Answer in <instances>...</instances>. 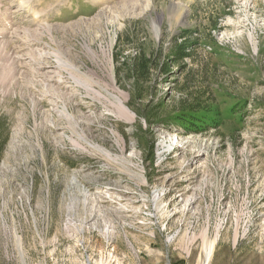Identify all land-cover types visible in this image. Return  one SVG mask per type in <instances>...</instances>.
<instances>
[{"label": "rangeland", "instance_id": "1", "mask_svg": "<svg viewBox=\"0 0 264 264\" xmlns=\"http://www.w3.org/2000/svg\"><path fill=\"white\" fill-rule=\"evenodd\" d=\"M210 247L264 264V0H0V264Z\"/></svg>", "mask_w": 264, "mask_h": 264}, {"label": "trees", "instance_id": "2", "mask_svg": "<svg viewBox=\"0 0 264 264\" xmlns=\"http://www.w3.org/2000/svg\"><path fill=\"white\" fill-rule=\"evenodd\" d=\"M178 39L183 40V41L179 45L176 44V41L174 43L177 49L175 53L177 61L182 60L185 57H189L193 50L192 46H195V44L193 43L190 45V41L186 35H183L182 37H179ZM124 53H125L124 51H120L119 54L118 53L115 54V63L117 64V66L127 67L128 73L131 75L133 74L143 75L144 73H146L149 60H147L145 57L140 55V56L135 57L133 62L129 64L126 62V58L122 56ZM192 122L190 123L193 124Z\"/></svg>", "mask_w": 264, "mask_h": 264}, {"label": "bare ground", "instance_id": "3", "mask_svg": "<svg viewBox=\"0 0 264 264\" xmlns=\"http://www.w3.org/2000/svg\"><path fill=\"white\" fill-rule=\"evenodd\" d=\"M149 1V0H148ZM36 17V16H35ZM27 31V30H26ZM41 52V51H40ZM48 54V53H47ZM43 57V56H42ZM24 58V57H23ZM58 76V75H57ZM53 78V77H52ZM60 82V81H59ZM58 83V82H57ZM167 143L166 142H162L161 143V149H164V148H166L167 146ZM74 182V181H73ZM211 254H212V249H211V247L208 249V250H206L205 251V255H204V257H203V259H202V263L203 264H209V261H210V258H211Z\"/></svg>", "mask_w": 264, "mask_h": 264}]
</instances>
